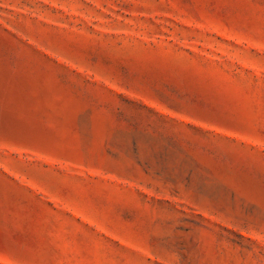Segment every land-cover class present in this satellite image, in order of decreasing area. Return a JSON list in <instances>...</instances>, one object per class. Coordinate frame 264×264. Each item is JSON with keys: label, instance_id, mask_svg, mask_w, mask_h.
I'll return each instance as SVG.
<instances>
[{"label": "rangeland", "instance_id": "rangeland-1", "mask_svg": "<svg viewBox=\"0 0 264 264\" xmlns=\"http://www.w3.org/2000/svg\"><path fill=\"white\" fill-rule=\"evenodd\" d=\"M0 264H264V0H0Z\"/></svg>", "mask_w": 264, "mask_h": 264}]
</instances>
